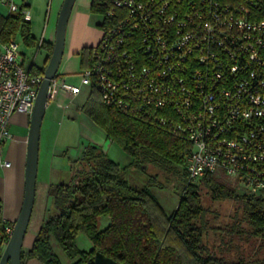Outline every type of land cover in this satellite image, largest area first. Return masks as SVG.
<instances>
[{
    "label": "built area",
    "instance_id": "built-area-1",
    "mask_svg": "<svg viewBox=\"0 0 264 264\" xmlns=\"http://www.w3.org/2000/svg\"><path fill=\"white\" fill-rule=\"evenodd\" d=\"M112 1L125 14L105 16L80 84L55 76L48 100L94 87L103 104L184 137L189 181L222 176L264 194V16L215 0ZM41 79L23 65L16 39L0 40V151L13 114L30 115Z\"/></svg>",
    "mask_w": 264,
    "mask_h": 264
},
{
    "label": "trees",
    "instance_id": "trees-1",
    "mask_svg": "<svg viewBox=\"0 0 264 264\" xmlns=\"http://www.w3.org/2000/svg\"><path fill=\"white\" fill-rule=\"evenodd\" d=\"M231 9L243 5L246 16H264V0H215ZM114 10L109 15V10ZM89 11L102 20L123 16L112 0H91ZM20 37L26 46L35 45L23 12H0V40ZM82 67L91 63V46L79 51ZM44 66L40 69L42 73ZM31 72V68L29 69ZM84 112L100 126L107 137L129 156L126 164L114 161L100 145L88 143L73 159L68 182L49 186L55 211L41 223L24 258H37L42 264H63L52 244L54 239L70 263L91 261L96 251L118 264H264V194L237 192L228 179L204 175L188 180L186 160L188 141L153 120L119 111L102 103L96 88L90 87L82 105ZM152 166L163 181L179 178L182 190L175 209L166 213L148 186L135 187L126 178L129 167L145 170ZM159 184H163L159 182ZM232 201L233 212L224 224H212L218 217L214 202ZM214 204V205H213ZM110 222L98 228L100 216ZM92 242L88 250L77 247L78 232ZM214 234L213 238H209ZM6 241L1 220L0 242Z\"/></svg>",
    "mask_w": 264,
    "mask_h": 264
},
{
    "label": "crops",
    "instance_id": "crops-1",
    "mask_svg": "<svg viewBox=\"0 0 264 264\" xmlns=\"http://www.w3.org/2000/svg\"><path fill=\"white\" fill-rule=\"evenodd\" d=\"M9 2L18 5L24 16L27 15L25 18L28 20L35 45L26 47L25 53L29 52L32 55L35 50L37 54L41 52V55L37 60L35 54L33 56L29 54L26 59L22 49H20V55L23 65L28 70L31 68L32 73H37L45 66L51 53L56 19L62 0H49L47 7H45L46 0H0V12L4 15L10 12ZM90 2L91 0H75L67 23L64 50L56 78L71 84H78L76 78L79 77V69L82 67L79 51L85 46H93L101 36L98 22L92 21V17L98 15L89 11ZM83 88L84 85H81L79 92L75 95L59 90L53 99L47 101L45 112L49 109L55 113L54 115H62V113L65 115L69 112L73 101L83 96ZM85 99L86 95L83 101ZM28 125L29 115L14 113L9 123L11 137L4 142L0 151L1 220L5 225L14 223L23 201ZM12 127L18 129V132L13 133ZM104 135L109 142H113L105 132ZM100 146L105 151L103 145ZM3 160H8L9 166H2ZM58 182L63 181L53 174L51 160L46 159V163H42L41 166V154L38 152L35 198L23 239L22 252L31 246L38 228L48 214L55 211L48 189L51 184ZM24 264L42 263L37 258H24Z\"/></svg>",
    "mask_w": 264,
    "mask_h": 264
},
{
    "label": "rangeland",
    "instance_id": "rangeland-1",
    "mask_svg": "<svg viewBox=\"0 0 264 264\" xmlns=\"http://www.w3.org/2000/svg\"><path fill=\"white\" fill-rule=\"evenodd\" d=\"M49 3L46 0L45 7ZM102 16H93V22H99L102 20ZM19 49L24 51L23 55H26V59L29 57V52L22 39L19 37L17 40ZM27 47V48H26ZM34 51V52H33ZM33 56L35 54L38 60L41 52H35L33 50ZM76 83L80 84V76L76 78ZM90 87L84 85L83 96L73 101L71 108L65 115L56 114L49 109L46 110L42 118L40 126L39 148L38 152L41 154V166L42 163H46V159H50L53 164V174L61 178L63 182H68L72 176L71 166L73 165V159L79 154L83 146L88 143H96L103 145L106 153L116 162L120 164H126L129 162V156L123 151V149L115 142H109L104 135V130L92 121V119L84 112L82 105L84 104V95L88 96ZM66 92V91H65ZM53 115V117H52ZM13 133H17L18 129L12 127ZM145 170L137 167H129L126 170V178L135 187L148 186L150 191L156 196L159 203L162 205L166 213H171L177 203L182 190V181L179 178H170L163 181L162 177H158L156 181L151 180V175L156 172V169L152 166H143ZM162 182L163 184H159ZM237 192H246L242 186H234ZM215 204V205H214ZM214 206L217 208L218 217L211 220L212 224H224L229 219V214L233 212L232 201L223 200L220 202H214ZM110 222V217L103 215L98 219V228H104ZM30 225V224H29ZM214 234H211L209 238H213ZM53 248L59 259L63 264L70 263L68 257L57 244L52 240ZM76 245L78 248L88 250L92 246V242L89 237L82 231L78 232L76 237Z\"/></svg>",
    "mask_w": 264,
    "mask_h": 264
},
{
    "label": "water",
    "instance_id": "water-1",
    "mask_svg": "<svg viewBox=\"0 0 264 264\" xmlns=\"http://www.w3.org/2000/svg\"><path fill=\"white\" fill-rule=\"evenodd\" d=\"M74 2L75 0H62L58 11L55 26V38L51 53L43 68L42 79L38 86L33 107L29 115L23 201L19 214L13 223L10 236L8 237L5 244L0 242V264L22 263L23 239L27 230L35 198L40 126L48 101L49 86L52 79L56 76L59 64L61 62L67 23ZM83 264H91V261L89 260ZM93 264L118 263L112 257L96 251L93 258Z\"/></svg>",
    "mask_w": 264,
    "mask_h": 264
}]
</instances>
